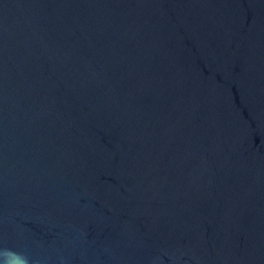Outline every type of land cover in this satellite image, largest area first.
<instances>
[{
  "label": "water",
  "instance_id": "95a60500",
  "mask_svg": "<svg viewBox=\"0 0 264 264\" xmlns=\"http://www.w3.org/2000/svg\"><path fill=\"white\" fill-rule=\"evenodd\" d=\"M0 264H264V0H0Z\"/></svg>",
  "mask_w": 264,
  "mask_h": 264
}]
</instances>
